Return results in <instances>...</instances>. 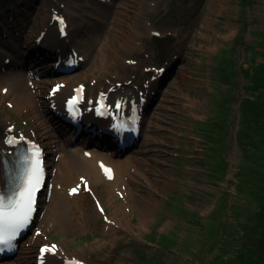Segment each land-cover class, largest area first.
Here are the masks:
<instances>
[{
	"label": "rangeland",
	"instance_id": "374dc122",
	"mask_svg": "<svg viewBox=\"0 0 264 264\" xmlns=\"http://www.w3.org/2000/svg\"><path fill=\"white\" fill-rule=\"evenodd\" d=\"M60 2L73 14H67ZM53 12L64 17L65 34L56 39V46L41 44L43 39L37 40L43 27L55 24L50 18ZM153 31L175 38L169 56L161 57ZM138 40L141 49L134 46ZM1 45H8L2 49L10 56L14 53L20 63L12 69L37 75L42 109L51 113L55 128L65 136L71 130L52 115L51 107L56 105L50 100L55 86L67 84L62 80L72 89L86 84L87 100L112 88L129 89L143 117L140 136L127 149L112 148L115 142L107 136L92 139L103 152L134 160L127 198L116 201V206L104 205L102 212L91 200L80 231L52 229L38 234V240L20 249L26 257L23 264H36L41 245L59 243H64L65 261L85 258L84 264H198L185 240L197 233L194 228L199 230L209 215H215V227L234 222L232 210L240 206L248 221H259L264 215V172H251L250 182L245 176L249 164L264 161L258 159L264 157V137L254 134L259 136V147L246 137L247 131L253 133L260 125L259 120L249 119L259 116L252 106L264 101V89L254 88L250 70L264 64V0H11L0 9ZM73 48L90 53L83 60ZM43 52L65 58L72 53L81 65L63 72L49 58L43 61ZM3 56L0 53L2 64ZM106 61L109 69L101 70ZM144 96L147 101L141 104ZM7 113L16 115L0 101L1 129L2 114ZM35 127L45 137L43 129ZM51 195L44 192L37 197L36 220ZM124 202L129 206L125 208ZM77 205L63 198L52 210L58 218L59 212L74 211ZM115 215L122 226L108 234L106 226L115 223ZM30 226L25 238L37 224ZM232 228L234 241L228 252H234L236 259L219 264H264V242L258 241L259 256L242 248L248 246L253 253L256 237L264 236V230L258 235L253 229ZM169 234L174 242L166 247L162 239ZM245 234L246 241L252 240L244 242Z\"/></svg>",
	"mask_w": 264,
	"mask_h": 264
},
{
	"label": "bare ground",
	"instance_id": "6f19581e",
	"mask_svg": "<svg viewBox=\"0 0 264 264\" xmlns=\"http://www.w3.org/2000/svg\"><path fill=\"white\" fill-rule=\"evenodd\" d=\"M60 3L62 4V7L65 9V12L67 14H73L72 8L70 9V7H65L63 2ZM87 3L88 5H90L89 1H87ZM63 26L64 30L65 25ZM56 28L55 26L52 27L49 25H45L43 27L44 30L41 31V34L43 32V40L41 41V44L52 43L54 46L57 45L56 38L59 37L60 31L58 30V28ZM173 43L174 40L171 41V43H165L164 49L167 50L170 47H173ZM134 46L135 48L141 49V40H138ZM4 47H8V45L0 46V53H3L4 55L3 59L10 56V54L5 52V49H2ZM16 49L17 46H13V51L17 52ZM73 50L77 53V55H81L83 57V60H85V58H87L90 53L89 50L84 49L80 50L73 48ZM32 54L34 55V52ZM72 56L73 54L70 53L66 57L70 58ZM11 57V65L15 67L19 66L20 63L14 56V53H11ZM40 57L42 56L38 55L37 59L42 60L40 59ZM47 59L48 58L45 56V58H43V61H46ZM50 59H54L53 62H63V59L66 60L62 54L54 55L50 57ZM77 65H81L80 60L78 61ZM103 68L109 69L108 61L104 63L103 67H101V70ZM31 81L33 82V84L29 86V83ZM63 81L67 84L58 85L54 90L52 97H50V100L54 101L57 107L56 113H54V117L56 116L62 121H64L63 115L65 114V104L67 100L70 99V97L74 93H76V88L72 89V87L68 86L67 80H62V82ZM39 82L40 81L34 77L32 79V75H25L23 71H16L15 69H8V71L6 69L5 71H0V91L2 88H7L5 94L1 93L0 101L6 102L9 100V102L11 103V107L9 109H11L19 116H22L23 119H28V117L34 119L36 123L34 125H37L43 129L45 136L44 138L47 144H51V148H53L55 152H60L58 161L51 162V164H53L54 166L51 165L50 171L46 175V179H49L50 181L49 186L47 187V191H50V194L52 193L51 198L48 202L45 203L43 212H40L38 220H36L38 217V210H36L34 213L33 224L36 222L37 226L34 228L33 233H30L27 238H25V236L26 234H28V230L18 239L17 252L13 255L2 257V259H4L2 261V264H23L22 259H25L26 257L21 255L20 249L28 248L26 244L29 245L31 241L38 240L40 236H37L38 234H42L43 232L45 233L52 229L70 231L73 233H75V231H80V227H82L83 225V222L80 220L84 218L85 221L86 208L88 206V203L93 200L90 193H95L96 198H98L99 200L102 198L104 200H100L99 205H95L93 203L94 207L97 208L98 211H100L101 209L105 208L104 205L116 206V201L121 198L126 199L128 194L130 193L132 182L134 180L133 173L136 169L134 168V160L132 158L130 159L129 155L124 157H114L111 153H105L98 150L93 146V142L90 139L84 142L79 140L77 143H74V141L72 140V136H65L60 128H58L59 130L55 128L56 125L52 120L51 113L46 109H44L45 111L42 109L44 107L43 102L42 100H39V97L37 95L38 89L35 88L34 84L39 85ZM120 85H122V83ZM117 96L124 97V107L129 108L132 103L135 105V94L131 90H119L117 91ZM117 98H120V101L122 100V97ZM88 111L89 110L87 109V112L84 113V115H80L79 119L80 121H85L84 125L90 126L89 123L91 122V117H96L98 115H95L91 111V113L89 112L92 115L91 116ZM115 111L116 107L115 105H113L112 107H110L109 111H107V115H102L108 118H104L107 120L99 123L101 128L105 129L106 126L109 125L108 119L109 117L113 116ZM108 112H110L111 114L109 113L108 115ZM124 112H126V108ZM2 121L3 125L11 124L10 117L8 115L2 114L1 122ZM73 128L75 127L73 126ZM23 132L27 133L26 131ZM4 136L5 129L2 130L0 128V188L4 185L2 158L3 155L9 153V151H12L6 144ZM105 169L111 170L110 175L112 179L108 178V174H106ZM46 173L47 171H45V174ZM85 181H88L87 191H85L83 187ZM72 189H77V191L73 193L71 191ZM63 198H68L78 205L74 211H67L64 213L59 212L60 216L57 218L56 213L52 210V207L58 204L59 201ZM124 206L125 208L128 207L129 203L124 202ZM118 211L119 209H117L116 212ZM114 221L115 223L106 226V232L108 234L111 233V229H117L122 226V220L116 215L114 216ZM63 250L64 243L56 244L54 251L47 252L45 256V259H47V263L66 264V254L62 252ZM77 259L88 261L85 258Z\"/></svg>",
	"mask_w": 264,
	"mask_h": 264
},
{
	"label": "trees",
	"instance_id": "16d2710c",
	"mask_svg": "<svg viewBox=\"0 0 264 264\" xmlns=\"http://www.w3.org/2000/svg\"><path fill=\"white\" fill-rule=\"evenodd\" d=\"M10 1L11 0H1L0 9L2 7H7V4L9 6ZM262 65L263 66H260V67L255 66L254 69H253V67H250L251 74H253V80H254L253 86L255 89H257L259 86L263 87L262 89H264V72H260L264 68V64H262ZM248 75H250V74L248 73ZM255 110L257 111L259 116L251 115V117L249 119H250V121H258L259 120L260 125L259 126L257 125L255 127V129L253 130L254 131L253 133H252V131H247L248 134L246 137L252 141V143L255 147L256 146L259 147L258 142H257V138L259 136L256 137L254 134H259L260 136L264 137V101L258 106L253 105L252 111H255ZM242 123H243V121H242ZM263 153L264 152H262V154ZM257 155L258 154L256 153V157H257ZM258 159L263 160L264 157H258ZM254 163L248 165V166H250V169L246 172V175H245V176H247V179L249 182H250L249 174L251 172L261 173L262 170L264 172V161L258 162L257 164H254ZM241 174H242V171L239 173V175H241ZM238 180H239L238 184H240L242 180L241 179H238ZM247 201L250 202V199L247 198ZM220 202H221V200H220ZM232 211H233L232 217L235 220L234 222L224 223L223 225L218 226L219 227L218 228V227H215L214 226L215 224L212 222V219H215V215L214 216L209 215L206 218L207 219L206 222L204 224L200 225L199 230L194 228L195 232H197V233L194 234L192 236V238L185 240V242L188 243V246H190V249L193 250V253L196 256V260H200V263H198V264H219V262H231V260L236 259L233 256L234 252H228L230 250V247H232L231 243L234 241V235H233L234 232H233L232 226L233 227H242V228H245L244 230H247V231H249L250 229H253V231L257 232L258 235L262 234V232L264 230V215L260 216L259 221L251 222V221H248L249 217L246 220L245 209L243 206L238 207L237 210L233 209ZM188 223L190 224L189 221H188ZM171 234L163 236L162 241H163V244H166V247H171L169 243L174 242V240L171 238ZM249 235H252V234H249ZM254 237H256V236H254ZM242 238L244 239L243 240L244 242H249L252 240L251 239V240L246 241V239L248 238V235H246V234L243 235ZM257 238H259V240ZM256 239H257V246L254 248L253 253L248 246H243L242 248L247 247L251 254H254V256H255V254L258 253V256H259L261 254V251L258 247V245H259L258 241L260 242V244L262 242H264V236L263 235L257 236ZM211 240L213 242H211ZM192 246H194L195 248H192ZM226 249H227V251H226ZM177 256H178V259L181 258L180 253H178ZM201 256H203V257L201 258ZM179 262L178 263L176 262V264H179ZM188 262L190 264V261H188ZM191 264H193V263H191ZM196 264H197V261H196Z\"/></svg>",
	"mask_w": 264,
	"mask_h": 264
},
{
	"label": "snow or ice",
	"instance_id": "6c2138e0",
	"mask_svg": "<svg viewBox=\"0 0 264 264\" xmlns=\"http://www.w3.org/2000/svg\"><path fill=\"white\" fill-rule=\"evenodd\" d=\"M61 25V32L63 34V20L57 18ZM82 91V89H81ZM69 105L73 101L68 102ZM117 109L120 104L117 102ZM14 139L6 138L5 142L9 145L14 143ZM39 151L35 149L29 157V167L26 169L24 181L19 191L10 199L5 200L0 197V246L12 247V241L19 234L20 230L25 228L31 219L32 212L34 211L35 193L41 181L42 168L38 159ZM108 178H111L110 169H105ZM73 193L77 189L71 190ZM102 211V209H101ZM55 245L44 246L41 248V253L53 252ZM4 250L0 247V251Z\"/></svg>",
	"mask_w": 264,
	"mask_h": 264
},
{
	"label": "water",
	"instance_id": "95a60500",
	"mask_svg": "<svg viewBox=\"0 0 264 264\" xmlns=\"http://www.w3.org/2000/svg\"><path fill=\"white\" fill-rule=\"evenodd\" d=\"M175 38L171 35H167V36H160L158 33H154L153 35V40L157 43L160 51H161V57H166L169 56L172 48L170 47L169 49L165 50V43L169 42L171 43V41H173ZM50 60H54V59H50Z\"/></svg>",
	"mask_w": 264,
	"mask_h": 264
}]
</instances>
